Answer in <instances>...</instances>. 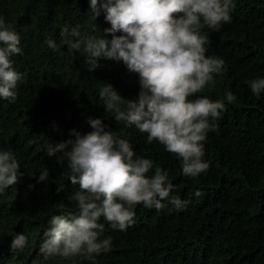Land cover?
Returning <instances> with one entry per match:
<instances>
[{
	"label": "trees",
	"instance_id": "16d2710c",
	"mask_svg": "<svg viewBox=\"0 0 264 264\" xmlns=\"http://www.w3.org/2000/svg\"><path fill=\"white\" fill-rule=\"evenodd\" d=\"M234 5L230 23L219 30L204 29L211 41L206 55L225 64L213 85L189 99L221 100L226 111L210 119L213 130L204 142L203 158L209 169L189 177L182 174L180 158L157 141L148 143L147 133L116 121L104 107L102 84L113 85L126 100H136L138 74L103 56L89 71L84 45L70 51L64 43V27L69 32L78 28V39L110 41L104 30L111 25L102 8L94 19L90 0H0V16L20 37L22 54L11 59L23 74L16 100L0 98V151H12L23 173L16 185L0 193V264H264V92L255 95L248 83L264 78V0H234ZM49 39L56 49L49 47ZM226 92L236 100L229 103ZM89 117L102 119L106 130L128 140L137 156L166 170L174 185L171 195L190 203L176 210L163 201L166 206L159 211L138 204L134 223L123 231L101 218V239L112 238L109 251L93 254L94 259L80 255L44 260L40 247L49 220L78 214L69 196L79 187L71 183L62 153L50 157L47 151L74 141L76 133L93 131ZM45 168L48 178L40 181ZM20 234L27 236L26 245L12 248Z\"/></svg>",
	"mask_w": 264,
	"mask_h": 264
},
{
	"label": "clouds",
	"instance_id": "9594fccd",
	"mask_svg": "<svg viewBox=\"0 0 264 264\" xmlns=\"http://www.w3.org/2000/svg\"><path fill=\"white\" fill-rule=\"evenodd\" d=\"M234 0H90L94 19L101 8L111 25L105 29L107 38L90 36L78 39L80 31L67 27L61 37L69 50L84 45L88 70L98 67V60L122 61L129 72L139 76L140 91L136 100L124 99L111 84H102L100 98L107 112L126 126H135L147 133V142L157 141L182 161V174L196 177L206 172L210 164L205 156V141L210 122L226 111L225 103L206 96L189 99L206 86L215 83L214 75H221L225 61L207 56L210 38L205 28L219 30L231 22ZM116 33H122L116 35ZM71 36L77 39H68ZM56 49L55 41H46ZM20 37L13 26L0 16V98L14 102L15 89L23 74L13 67L14 55L22 54ZM251 91L259 96L264 92V78L248 82ZM229 103L236 100L225 93ZM93 131L75 140L49 147L51 157L62 153L67 161L70 181L78 185L69 200L75 201L78 214L72 212L51 216L49 228L40 247L43 259L60 256L69 259L107 252L112 246L111 236L101 239L105 224L113 229L126 230L134 223V208L142 204L157 211L171 204L176 210L187 207L190 200L171 195L174 185L169 173L154 167L149 158L136 155L131 143L106 130L100 118H88ZM71 145L70 150H66ZM12 151H0V193L16 185L23 173ZM154 169V171H153ZM152 173L149 175V173ZM48 178L45 168L39 180ZM201 195L200 191L194 193ZM27 236L16 235L12 248L22 249ZM33 264H38L33 261Z\"/></svg>",
	"mask_w": 264,
	"mask_h": 264
}]
</instances>
